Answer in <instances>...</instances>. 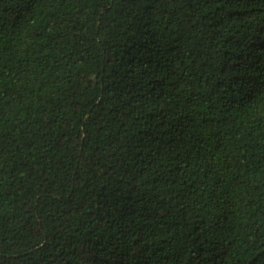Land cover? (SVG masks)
<instances>
[{"label":"trees","instance_id":"trees-1","mask_svg":"<svg viewBox=\"0 0 264 264\" xmlns=\"http://www.w3.org/2000/svg\"><path fill=\"white\" fill-rule=\"evenodd\" d=\"M0 264H264V0H0Z\"/></svg>","mask_w":264,"mask_h":264}]
</instances>
